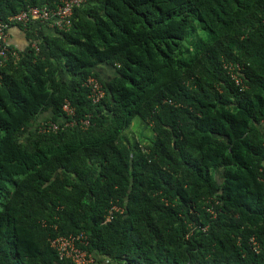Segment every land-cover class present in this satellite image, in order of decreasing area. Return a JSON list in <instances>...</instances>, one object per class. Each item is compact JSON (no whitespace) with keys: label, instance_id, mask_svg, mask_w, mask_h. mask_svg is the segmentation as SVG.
<instances>
[{"label":"trees","instance_id":"1","mask_svg":"<svg viewBox=\"0 0 264 264\" xmlns=\"http://www.w3.org/2000/svg\"><path fill=\"white\" fill-rule=\"evenodd\" d=\"M44 27L0 69V264H72L50 241L79 233L107 264H264V0H86ZM66 102L75 125L39 132Z\"/></svg>","mask_w":264,"mask_h":264},{"label":"built area","instance_id":"2","mask_svg":"<svg viewBox=\"0 0 264 264\" xmlns=\"http://www.w3.org/2000/svg\"><path fill=\"white\" fill-rule=\"evenodd\" d=\"M86 0H55L53 7H28L27 9L9 16L6 20H0V69L3 68L9 58V49L7 44V37L9 29L14 25H21L26 28L31 23H44L51 28H56L61 31H66L71 26V20L73 10L79 7ZM35 47V45H34ZM37 49V48H36ZM12 57L18 59L15 54ZM239 65L233 63L224 64V70L229 76V79L233 81L236 87L240 90L244 89L242 80L240 77ZM1 79V77H0ZM85 85L89 88V99L92 104L96 105L104 98V91L102 85L95 79L89 78ZM63 120L59 123L44 122L38 126L37 130L41 133L57 132L60 129V125L64 127H71L75 125L74 122L69 121L68 118L74 116V109L68 102L63 105ZM90 117L79 122L80 127L87 128L90 125ZM218 202H216L217 204ZM119 208L112 207L106 217L104 223L110 222L114 212H118ZM206 211L215 216L213 206L210 205L206 208ZM250 242L256 248V242L254 238H251ZM86 236L82 233L70 236H58L50 241L51 248L57 254L59 261H70L72 264H95V255L86 251Z\"/></svg>","mask_w":264,"mask_h":264},{"label":"crops","instance_id":"3","mask_svg":"<svg viewBox=\"0 0 264 264\" xmlns=\"http://www.w3.org/2000/svg\"><path fill=\"white\" fill-rule=\"evenodd\" d=\"M55 35V32L52 29L43 28V32L41 35ZM8 44L10 47H12L13 50H21L27 45V41L25 39V34L24 32L18 28L14 27L9 31V36H8ZM96 71L99 73L100 77L103 80H111L114 77V70L111 67L105 66V65H99L96 68ZM95 255V264H98L100 261H102V264H107V261H103L100 256L97 254Z\"/></svg>","mask_w":264,"mask_h":264},{"label":"rangeland","instance_id":"4","mask_svg":"<svg viewBox=\"0 0 264 264\" xmlns=\"http://www.w3.org/2000/svg\"><path fill=\"white\" fill-rule=\"evenodd\" d=\"M137 134L138 135L142 134L147 137L148 136L152 137V132L149 129H147L145 126H143L139 118L134 119L131 129L128 130L125 135L131 138L132 136L138 137ZM101 262L102 261H100L98 264H102Z\"/></svg>","mask_w":264,"mask_h":264},{"label":"bare ground","instance_id":"5","mask_svg":"<svg viewBox=\"0 0 264 264\" xmlns=\"http://www.w3.org/2000/svg\"><path fill=\"white\" fill-rule=\"evenodd\" d=\"M85 2H86V1H85ZM85 2H84V3H85ZM82 4H83V3H82ZM82 4H81V5H82ZM76 8H77V7H76ZM74 9H75V8H74ZM73 12H74V10H73ZM72 18H73V15H72ZM35 24H37V22H36V23H31V24H29L26 28L22 27L21 25H14V26H12V27L9 29V31H10L12 28H14V27H21V29H23V30L25 31V30H27V28H29L30 26H33V25H35ZM42 24H44V23H42ZM71 25H72V20H71ZM46 27L49 28V29H52V30H58V29H56V28H51V27H49L47 24H46ZM70 27H71V26H70ZM59 31H61V30H59ZM8 36H9V32H8ZM7 44H8V37H7ZM34 45H35V47H34ZM32 47L36 49V44L33 43V44H32ZM8 49H9V51H10V52H9V53H10V54H9V58H12L13 60H18V59H15V58L12 57V54H15L17 57H18V55H17V53H16L15 51H13V50L10 49L9 44H8ZM9 58H8V60H9ZM7 62H8V61H7ZM7 62H6V64H7ZM6 64H5V66H6ZM5 66H4V67H5ZM4 67H3V68H4ZM1 69H2V68H1ZM90 78H92V77H90ZM96 80H97V79H96ZM97 81H98V80H97Z\"/></svg>","mask_w":264,"mask_h":264},{"label":"clouds","instance_id":"6","mask_svg":"<svg viewBox=\"0 0 264 264\" xmlns=\"http://www.w3.org/2000/svg\"><path fill=\"white\" fill-rule=\"evenodd\" d=\"M106 217V216H105ZM104 221H105V219H104Z\"/></svg>","mask_w":264,"mask_h":264}]
</instances>
